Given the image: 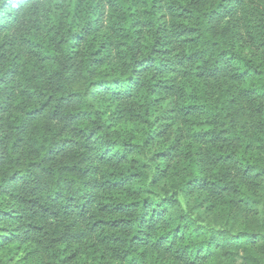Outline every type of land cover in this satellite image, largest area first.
<instances>
[{"label": "trees", "instance_id": "trees-1", "mask_svg": "<svg viewBox=\"0 0 264 264\" xmlns=\"http://www.w3.org/2000/svg\"><path fill=\"white\" fill-rule=\"evenodd\" d=\"M0 264H264V0H0Z\"/></svg>", "mask_w": 264, "mask_h": 264}]
</instances>
